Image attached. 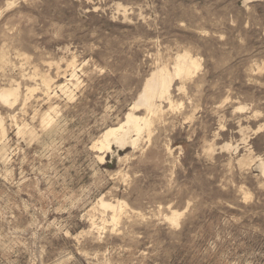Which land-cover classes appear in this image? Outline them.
<instances>
[{"label":"rangeland","instance_id":"374dc122","mask_svg":"<svg viewBox=\"0 0 264 264\" xmlns=\"http://www.w3.org/2000/svg\"><path fill=\"white\" fill-rule=\"evenodd\" d=\"M185 51L138 144L95 146ZM9 87L0 264H264V0H0Z\"/></svg>","mask_w":264,"mask_h":264},{"label":"bare ground","instance_id":"6f19581e","mask_svg":"<svg viewBox=\"0 0 264 264\" xmlns=\"http://www.w3.org/2000/svg\"><path fill=\"white\" fill-rule=\"evenodd\" d=\"M12 4L13 3H10L8 5V7L10 8ZM1 53H3V52H1ZM5 59H7V58H5ZM3 63H5V62H3ZM72 68H73V66H72ZM200 68H201V64L199 63V61L197 59L193 58L191 56V54L188 53V52H186V51L183 52L182 54H179L177 56V58L175 60L174 71H173L174 74L171 73L168 68H166V67H160L159 66V68L157 70H155L151 74V76L147 79V81L145 83V86H144V89H143L142 93L140 94L138 101L133 105V107L131 108V110L128 111L129 113H127V115H126L125 122L123 121V122L119 123L116 126H112V127L107 128L101 134L99 140L95 143V146H99L100 145L101 146L100 147L101 150L104 149V150H107V151H111V149H112L111 147L114 144L117 145V146H120L122 148H126L129 145L130 146L131 145L132 146H136L138 144V142H139L142 134L146 130H148L150 128V126H151V120L148 119V118H144V117L142 118V117L136 115L135 111H138V109L140 107H142V108H145L146 109L147 113H150V114H156V113H158L161 110V106L160 105H157V102H156L157 99H160V101L161 100H168L172 104V101H171V98H170V94H171L170 92H171V87H172V83H173L174 77L184 78V77L193 76L195 73H197L196 71H199ZM72 79H74V78H72ZM70 81H71V79H70ZM45 84L48 87V89H50L49 82L47 80H45ZM38 86H41V85H38ZM38 86H36V87L38 88ZM66 87H67L66 85L59 86V88L62 89V90L65 89ZM19 88L20 87H17V88H15V87H9V88H2V89H0V103H2L3 105H5L4 107H6V106H11L12 107L17 102H19L18 100H19V97H20V94H21V93H19ZM40 88H42V87H40ZM41 94L43 95V93H41ZM55 95H57V94L55 93ZM66 95L69 96L68 94H66ZM52 97H50V98H52ZM22 99H23V97L21 98V100ZM47 100H48V97H47ZM53 108H51L50 110H54L55 109V108L54 109ZM49 111H48V113H49ZM46 117H47L46 118V121H48L49 123H51V118H49V116H46ZM42 118L44 119V115H43ZM43 119H42V121H43ZM43 122H45V121H43ZM53 122H54V119H53ZM4 125L5 124L3 123V120L0 118V152L2 151V147H3V146L1 147V144H2L1 143V137L5 136V133H6L5 128H4ZM51 125H52V123H51ZM45 126H47V125L45 124ZM28 128H29V126H28ZM17 129L20 132L21 131L23 132V128L22 127L21 128H17ZM27 129H26V131H28ZM19 131H18V133H19ZM29 131H30V129H29ZM244 140L246 141V139H244ZM230 150H231V148H230ZM3 154H1L0 156H3ZM257 165L259 166L260 171L264 175V158H260L259 164H257ZM99 203H100V206L103 209H107V210L108 209H111L115 213H117V211H119L121 213L123 211V207H124L122 205H113L112 203H106L103 199H101ZM181 215L183 216V214H181V213H179L177 211H173L171 213V216L169 217V220L171 222H173L174 224H178V221H179V218H180ZM115 219H117L116 215L114 216V219L113 220L115 221ZM116 221H118V220H116Z\"/></svg>","mask_w":264,"mask_h":264}]
</instances>
